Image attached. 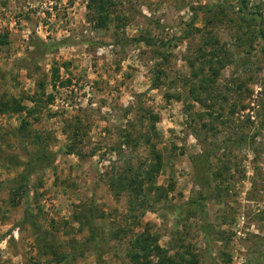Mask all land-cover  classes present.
<instances>
[{
  "label": "rangeland",
  "instance_id": "1",
  "mask_svg": "<svg viewBox=\"0 0 264 264\" xmlns=\"http://www.w3.org/2000/svg\"><path fill=\"white\" fill-rule=\"evenodd\" d=\"M111 1L0 0V264H264V0Z\"/></svg>",
  "mask_w": 264,
  "mask_h": 264
},
{
  "label": "trees",
  "instance_id": "2",
  "mask_svg": "<svg viewBox=\"0 0 264 264\" xmlns=\"http://www.w3.org/2000/svg\"><path fill=\"white\" fill-rule=\"evenodd\" d=\"M237 6V14H239L242 18H252L250 16L251 13L247 12L246 5H245V0H235ZM111 0H88L87 2V9H88V14L93 18L95 21V24L98 27L104 26L111 13L109 11V7L112 5ZM91 18V19H92ZM90 19V20H91ZM194 21L195 17L191 20V23L189 27L197 31V29L194 27ZM258 38L262 41L263 43V48L261 51L264 52V30L262 28L259 29L258 31ZM188 33V31H187ZM186 33V34H187ZM140 42V41H139ZM148 44V43H147ZM161 74V73H160ZM159 76L157 73L154 74V79L153 86H156L159 80ZM0 112L3 114L6 113H13V114H18L20 117H22V114L26 112L27 116H34V111L32 109H27L22 104V101L16 98H11L5 102L0 103ZM30 123L23 118L21 120L20 126L18 128V132L21 133H29ZM34 144V142L32 143ZM37 146V145H36ZM40 146V145H39ZM40 150H37L32 147V149H29L27 146H25L24 153L27 157L26 163L23 165L22 171L13 179L3 182L0 181V192L4 189H7L9 193L12 195L14 198L12 200L13 205L16 204L14 201L16 197H23V196H28V182L29 179L32 175L43 171L47 168H50L53 165V155L51 153L47 152V149L41 145L39 148ZM97 234H94L92 236H89L87 239V242H90L96 246L97 243L96 241V236ZM153 246V247H152ZM135 247L139 248L141 252H144L145 255H150V253H155L156 255H163L161 260L158 261V264H198V260L196 256L194 255H189L188 258L184 255H188L187 252H180L176 253V257L168 256V252H165L164 250L160 249L157 245H155V242L150 245V241L148 237L141 239H137L135 241ZM147 253V254H146ZM137 254V253H135ZM136 258V255H134Z\"/></svg>",
  "mask_w": 264,
  "mask_h": 264
}]
</instances>
